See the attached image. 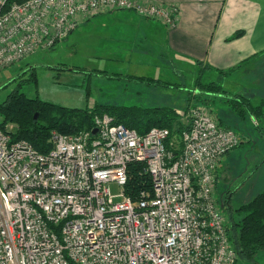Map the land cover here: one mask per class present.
Here are the masks:
<instances>
[{
    "label": "built area",
    "instance_id": "obj_1",
    "mask_svg": "<svg viewBox=\"0 0 264 264\" xmlns=\"http://www.w3.org/2000/svg\"><path fill=\"white\" fill-rule=\"evenodd\" d=\"M116 10L167 27L178 16L175 4L136 0H0V69ZM186 116L171 136L95 114L90 130L53 131L47 152L0 129V264H236L215 192L220 159L241 138L208 107ZM132 163L151 183L135 201L124 191Z\"/></svg>",
    "mask_w": 264,
    "mask_h": 264
},
{
    "label": "rangeland",
    "instance_id": "obj_2",
    "mask_svg": "<svg viewBox=\"0 0 264 264\" xmlns=\"http://www.w3.org/2000/svg\"><path fill=\"white\" fill-rule=\"evenodd\" d=\"M89 26V23L79 24L74 32L56 42L53 48L37 50L21 61L0 69V102L18 87L28 97L38 96L67 107L92 108L97 104L153 107L158 104L174 108L184 122L187 121L188 111H185L188 107H210L212 113L223 118L224 123L241 138L238 146L223 155V166H230L229 173L222 174L220 171L215 192L228 223L232 211L225 205L227 195L232 196L231 205L236 207L264 188V114L256 119L248 112L244 118L236 113L233 115L226 96L244 94L251 98L253 105H258L264 98V56L258 59L257 64L252 62L246 70L232 76L206 72L210 76L202 80H214L226 92L222 96L211 95L204 104L197 100L199 90L194 83L199 72L196 66L192 68L186 64V68H180L171 56L157 54L139 61L119 60L106 54L108 49L115 47L112 46L114 42L99 39ZM141 75H151L163 84L158 88L135 84L151 80ZM4 127L2 130L13 131L16 125L7 123ZM109 189L116 194L121 187L111 183ZM234 217L238 215L234 213ZM255 259V263L237 260L236 264H264V250L258 252Z\"/></svg>",
    "mask_w": 264,
    "mask_h": 264
},
{
    "label": "crops",
    "instance_id": "obj_3",
    "mask_svg": "<svg viewBox=\"0 0 264 264\" xmlns=\"http://www.w3.org/2000/svg\"><path fill=\"white\" fill-rule=\"evenodd\" d=\"M136 1L177 5L176 23L167 27L132 10L108 11L82 22L89 23V30H94L99 39L114 42L115 47L108 49L107 55L129 61L155 54L171 56L180 68H186V64L195 68L198 61L214 71H230L223 75L225 77L246 70L264 56V0ZM237 31L242 33L234 36ZM140 77L153 78L135 83L140 86L158 88L163 84L151 75ZM223 167L222 156L216 170L217 182L220 171L229 173L230 166Z\"/></svg>",
    "mask_w": 264,
    "mask_h": 264
},
{
    "label": "trees",
    "instance_id": "obj_4",
    "mask_svg": "<svg viewBox=\"0 0 264 264\" xmlns=\"http://www.w3.org/2000/svg\"><path fill=\"white\" fill-rule=\"evenodd\" d=\"M241 33V31H237L234 36H239ZM196 66L199 72L194 83L199 90L197 100L205 104L211 95L222 96L226 91L220 84L214 80L203 81L202 79L210 76L206 72L224 75L230 71H214L198 61H196ZM149 79L153 80V78ZM226 97L229 98L233 115L236 113L244 118L248 112L255 118L264 114V98L260 99L258 105H253L251 98L244 94L238 93ZM208 109L211 110L210 107ZM35 113L38 115L36 119L34 118ZM103 113L111 115L116 123H123L126 127L135 129L139 133H145L152 127H162L169 129L171 136H179L183 130L189 127V121H181V116L171 107L100 104L92 108L67 107L47 102L38 96L28 97L18 87H15L0 102V129H4L7 123H14L16 127L10 131L13 140H27L37 150L47 152L51 147L48 140L52 131L70 134L82 129L90 130L93 127V116ZM224 117L228 119L227 116L224 115ZM216 118L220 125L231 128L224 123L223 118L218 115ZM150 186V179L144 164H130L128 179L124 186L125 193L135 201L140 192L149 190ZM231 198V195H227L224 200L225 205L232 211L229 222L226 221L230 242L236 251L237 260L255 263V256L264 250V188L236 207L231 205ZM234 213L238 217L235 218Z\"/></svg>",
    "mask_w": 264,
    "mask_h": 264
},
{
    "label": "water",
    "instance_id": "obj_5",
    "mask_svg": "<svg viewBox=\"0 0 264 264\" xmlns=\"http://www.w3.org/2000/svg\"><path fill=\"white\" fill-rule=\"evenodd\" d=\"M37 116H38L37 113H35V114H34V118L36 119ZM95 131H96V129L93 130V132H95Z\"/></svg>",
    "mask_w": 264,
    "mask_h": 264
}]
</instances>
